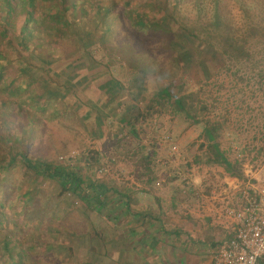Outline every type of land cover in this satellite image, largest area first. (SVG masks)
<instances>
[{
	"label": "rangeland",
	"instance_id": "rangeland-1",
	"mask_svg": "<svg viewBox=\"0 0 264 264\" xmlns=\"http://www.w3.org/2000/svg\"><path fill=\"white\" fill-rule=\"evenodd\" d=\"M217 1L90 0L105 12L80 10L77 30L51 39L54 4L38 0L43 24L26 47L17 45L25 12L16 6L5 25L11 38L0 34V264H119L113 212H97L72 193L59 197L55 182L13 158L19 152L56 164L77 152L73 168L82 177L152 195L160 211L165 204L154 197L170 192L181 203L193 193L196 203V191L209 195L217 183L216 196L234 202L239 179L228 177L236 179L230 184L221 167L206 164L203 127L213 126L245 179L264 180L260 128L237 127L233 112L247 98L264 104V0ZM163 89L171 98L150 104ZM136 109L139 120L127 118ZM99 167L108 171L100 175ZM93 234L105 244L98 247Z\"/></svg>",
	"mask_w": 264,
	"mask_h": 264
},
{
	"label": "crops",
	"instance_id": "crops-1",
	"mask_svg": "<svg viewBox=\"0 0 264 264\" xmlns=\"http://www.w3.org/2000/svg\"><path fill=\"white\" fill-rule=\"evenodd\" d=\"M239 95L242 96L243 93L236 92L235 98L237 99ZM258 107L260 108L253 106L247 98L245 104L235 103L233 112L237 118V127H259L255 138L260 137L264 140V104ZM254 177L251 179L253 183L259 180L256 174ZM226 180L233 184L235 179L226 177ZM125 193L129 195V201L127 203L120 201L118 205L113 203L109 209L113 215L108 214L109 223L119 227V264L212 263L225 227L224 220L220 218L221 207L224 204L222 198H213L210 191L208 199H196L194 203L191 198L196 197L190 193L182 196L185 198L184 202L189 200L188 203H180L175 202L170 197V192H167L169 194L167 197L159 196L161 200L154 197L159 204H165L160 211L155 201L150 200L152 195L147 194L145 196L147 199H142L144 197L137 191L133 195L127 191ZM166 198L167 201H164ZM163 209L167 211L165 216ZM105 229L106 233L114 232L109 227L107 229V226Z\"/></svg>",
	"mask_w": 264,
	"mask_h": 264
},
{
	"label": "trees",
	"instance_id": "trees-1",
	"mask_svg": "<svg viewBox=\"0 0 264 264\" xmlns=\"http://www.w3.org/2000/svg\"><path fill=\"white\" fill-rule=\"evenodd\" d=\"M15 0H0V11L4 12L3 16L0 17V34L8 35L11 38V34L8 33L5 25H10V20L12 19V13L15 12L16 6L19 5L21 9L25 12V21L22 26V30L19 35L18 46L22 45L26 47L27 42L35 35L43 24V17L41 14L38 15L36 10V2L38 0H20L14 4ZM54 4L52 19L56 25H54L52 32L49 33L52 39L55 33L65 32L67 30L76 29L77 16L80 10H83L84 14L88 15L91 13L88 11L89 6L94 8L97 13H104L105 9L103 4H94L90 0H52ZM216 4L218 1L216 0ZM175 8V6H174ZM173 8V10H174ZM169 9V8H168ZM170 12V10H168ZM171 14V12H170ZM34 15H36L34 17ZM2 21L4 23H2ZM219 25L218 18L216 17V24ZM161 26H163L161 24ZM15 27V26H13ZM9 42L11 40L9 39ZM21 47V46H20ZM170 92L167 89L160 90L155 97L150 100V104L157 102L158 98H171ZM161 104V103H160ZM187 108V104L183 101L181 108ZM148 109V108H147ZM140 117V110L136 109L130 113L127 118H132L134 121H138ZM203 136L206 142V164L219 166L223 169V173L226 177L236 178L239 180H246L243 167L237 161H232L228 158L226 153L221 149L220 143L218 141L217 130L213 126L203 127ZM15 160H20L22 164L27 166L30 170L45 179H49L58 186L59 197L63 196L65 193L75 194L87 207L96 210H109L113 204L112 198L115 196H120L122 203H127L129 201V195L124 191L121 192L117 188L114 189L109 187L105 183L93 182L89 178H84L80 173L77 172L75 168L65 167L61 164H56L54 162H41L39 160L31 159L25 153H17L13 156ZM199 163V160L196 161ZM13 160H11L8 165H11ZM129 198V199H128ZM92 240L99 243L105 244V238L103 235L93 234ZM2 246L6 256L11 260L13 258V242L5 237L2 240ZM8 259V260H9Z\"/></svg>",
	"mask_w": 264,
	"mask_h": 264
},
{
	"label": "built area",
	"instance_id": "built-area-1",
	"mask_svg": "<svg viewBox=\"0 0 264 264\" xmlns=\"http://www.w3.org/2000/svg\"><path fill=\"white\" fill-rule=\"evenodd\" d=\"M165 140L171 141L170 136ZM171 149L176 152L175 145ZM76 159L77 152H72L68 157H60L59 164L73 168ZM97 169L100 175L108 171L106 167ZM184 181V192L191 191L189 178L185 176ZM239 183L234 202L227 201L221 207L220 218L224 220L225 227L211 264H264V180L253 183L246 179L239 180ZM218 188L217 183L211 191L213 198L218 199ZM195 195L200 199L209 197L202 189Z\"/></svg>",
	"mask_w": 264,
	"mask_h": 264
}]
</instances>
